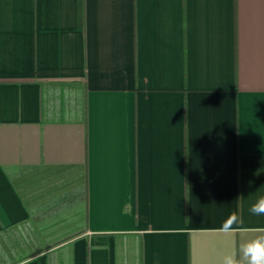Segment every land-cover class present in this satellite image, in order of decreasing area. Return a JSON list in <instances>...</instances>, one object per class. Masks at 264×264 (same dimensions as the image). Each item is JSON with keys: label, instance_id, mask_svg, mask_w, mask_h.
Segmentation results:
<instances>
[{"label": "crops", "instance_id": "0c3cea01", "mask_svg": "<svg viewBox=\"0 0 264 264\" xmlns=\"http://www.w3.org/2000/svg\"><path fill=\"white\" fill-rule=\"evenodd\" d=\"M261 198L264 0H0V264H247Z\"/></svg>", "mask_w": 264, "mask_h": 264}, {"label": "clouds", "instance_id": "9594fccd", "mask_svg": "<svg viewBox=\"0 0 264 264\" xmlns=\"http://www.w3.org/2000/svg\"><path fill=\"white\" fill-rule=\"evenodd\" d=\"M250 212L256 216L264 215V198L254 203L250 208ZM236 219L235 214H233L228 221H225L221 225L218 231L225 234L236 231L237 229L233 227ZM257 231H264V228L257 229ZM240 252L242 253L243 261H246L247 264H264V237H258L257 239L241 244ZM223 264H240V262L234 256L229 255L224 257Z\"/></svg>", "mask_w": 264, "mask_h": 264}]
</instances>
